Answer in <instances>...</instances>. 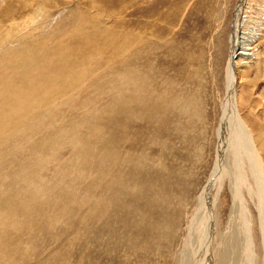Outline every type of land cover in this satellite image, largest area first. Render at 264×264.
Here are the masks:
<instances>
[{
  "label": "rangeland",
  "instance_id": "1",
  "mask_svg": "<svg viewBox=\"0 0 264 264\" xmlns=\"http://www.w3.org/2000/svg\"><path fill=\"white\" fill-rule=\"evenodd\" d=\"M239 2L19 0L17 3V0H0V35L7 32L4 27H11V21L21 16L19 11L24 14L19 19L26 20L23 24L18 23V29L14 31L20 35L31 29L32 26L26 25L28 22L34 25L38 21L42 24L44 12L45 15L48 12V22L33 35L36 42L45 41L41 51L43 58L48 56L50 50L59 49L66 39H72L71 50L78 56L81 53L92 54V59L81 65L79 73L73 77L76 79L85 74L86 78L77 81L82 87L57 102L54 112L46 115L47 122L34 123L47 113V103L44 109L34 111L30 116L29 120L34 116L28 124L33 130L30 132L27 126L24 132H28H23L26 138L19 140L22 153L11 159L12 153L2 147L5 143H0V158L4 160L0 161V203L5 200L10 205L13 189L7 186L20 179L25 187V196L34 198L37 194L35 190L53 196L51 204L57 209L55 220L46 227L44 231L47 233L43 236L24 241L14 239L12 235L1 243L0 264H20L29 255L33 256L32 260L25 264H236L243 260L240 246L238 250L235 249L237 252L230 253L231 248L225 249L220 236L221 233L230 232V227L233 229L230 219L233 195L243 192L252 223L255 251L264 255L260 215L251 201L253 192L246 190L245 183L239 179L241 177L233 175L230 168L227 174L220 176V182L214 185L210 193L207 213L210 214L215 204L216 216L213 214V218H207L200 210L203 189L217 163V132L227 95V71L233 50L231 38ZM38 11L41 13L37 18ZM81 19H96L97 24L86 34L76 36L74 30H77ZM239 20L240 48L237 47L239 53L235 59L239 77L238 113L241 127L264 167V0H246ZM97 32L106 33L107 37H100L102 33ZM140 33L145 35V40L135 46ZM51 41L55 42L56 48L51 47ZM22 45L28 46L29 43ZM140 47L143 49L136 51ZM7 50L0 49L2 52ZM242 51L251 56L245 57ZM124 97L128 100L125 106ZM162 111L165 113L162 114ZM74 125L82 126L77 130L91 139V146L110 142L114 145L112 158L120 173L116 179H128L132 194L140 191L142 195L148 187L151 188L158 211L151 212L160 217L157 225L151 222L149 215L140 221L136 210H131L129 215L118 216L112 212V218L98 215L89 224L81 225V203L97 196L100 201L95 204L97 210L101 209L100 188H106L107 183L108 188L113 187L111 174L116 171L108 168V178L101 179L106 167L100 160L99 152L87 159L74 154L70 138ZM55 134L65 136L58 153L41 154L33 150L39 138ZM97 136H101V141ZM130 140L133 143L128 144ZM22 160L25 167L20 176L16 167ZM83 163L86 166L82 169ZM132 165L140 168L135 171L130 167ZM99 173L102 174L99 176ZM124 173L133 174L135 178L131 180ZM162 174L166 177H162ZM170 181L175 184L172 185ZM90 183L93 191L87 195L85 189ZM158 183L161 187L167 184V189L164 186L163 190ZM252 185L255 187L254 182ZM183 188L185 191H182ZM63 190L65 193L71 192L75 202L72 201L76 204L68 214L67 204L61 198L66 196ZM56 192L63 196H57ZM168 197L171 199L169 202ZM122 200L129 203L130 192H124ZM32 202L34 211L29 217L37 215L35 208L38 203L34 199ZM142 204L146 208V204ZM175 216L176 220L171 221ZM22 218V214L12 218L17 221L11 225L17 229L16 232L27 228L26 223L21 221L20 224L18 221ZM200 223L203 224L201 227ZM236 225L234 228L238 227ZM206 226H209L208 229ZM210 228H215V232L208 253L204 254L207 249L204 247L208 243L204 236L210 232ZM225 238H228L227 235ZM128 244H131L130 248Z\"/></svg>",
  "mask_w": 264,
  "mask_h": 264
},
{
  "label": "bare ground",
  "instance_id": "2",
  "mask_svg": "<svg viewBox=\"0 0 264 264\" xmlns=\"http://www.w3.org/2000/svg\"><path fill=\"white\" fill-rule=\"evenodd\" d=\"M104 2L105 1H103V3ZM17 3H19V0H17ZM245 4H246V0H240L239 6L237 9V13H238L237 20L235 22L234 30H233L232 38H231L233 50H232L231 59H230L229 65H228V71H227V75H228L227 95H226L225 100L223 101L222 115H221V117H222L221 118V126L219 127V130L217 132V147H216V149H217V153H216L217 154V163L215 166V170L211 176V179L209 180L207 186L203 189L202 204H200L202 206H201L200 210H201V212H203V214L206 215L207 218L209 216H211V218H213V214L216 216V214L214 212L215 211V204H213V207L211 209L210 214L207 213L210 193H211V190L214 187V185L217 182H220V176L223 173L227 174L229 172V170L227 172V169L230 168L231 169L230 171H231V173H233V175H239L241 177V178H239V177H237V178L243 180V183H245L244 185L246 187V190L248 192L249 191L253 192L251 201H252V203L254 202L255 208L259 212L262 231H263V235H264V172H263L264 167L262 165L261 158H260L259 154L257 153L255 147H253L251 141L245 135V131L241 127V121L239 118L240 114L238 113L239 110H238V106H237V97H238L237 83H238L239 77H238V66H237L235 59L237 57V54L239 53L237 51V47L240 48L239 42H238V37H239L238 33L240 32L239 31L240 30L239 29L240 28V20L239 19L241 17V14L243 13V9H244ZM101 10H103V9H101ZM19 13L21 15L20 17H24L23 13H21L20 11H19ZM40 13H41V11L37 12V16H36L37 18H38ZM48 15H49L48 12H46V15L44 12L43 17H45V19L42 21V24L39 23L38 21L34 25L30 24L28 22L26 25L32 26L31 29L29 28L30 29L29 31H27L25 34H21V35L14 33V31H16L18 29V23L21 22L23 24V22L26 20L24 18L20 20L19 19L20 17L13 19L11 21V27H4V30L7 32L0 35V49L1 48L2 49L3 48L8 49L5 52L0 51V143H5L2 147L6 148L10 153H12L11 159L16 157L17 154L23 152L22 143H20L19 140H20V138H26L24 136V133H27L28 131L27 132H24V131L26 130L27 126H28V128L31 126V125L29 126L28 124L34 118V116H33L29 120V118L33 114V112L34 111L38 112V111L44 109V104L47 103V105H48L47 113L45 115H41V117H39V119H37V121H35L34 123L38 124L41 122H47L46 121V119H47L46 115L54 112L55 104L57 102L63 100L65 97H67L68 95H70L71 93L76 91L77 89L82 87L80 84L77 83V81H81L84 78H86L85 74H83L81 77H77L76 79H73V77L79 73L78 68L81 65L87 63L88 61H90L92 59L91 53H86V54L81 53V56H78L77 53H74V51L71 50L72 39H66L65 41H63V43H62L61 47H59V49L50 50V52L48 53V56L43 58L41 56V51L43 48L42 45L45 44V41H41V43L36 42V39L33 37V35L35 33H37L38 29H40L41 27H44L46 25V23L48 22V18H47ZM96 24H97L96 19H91L89 21H84L83 19H81L78 21L77 30H74L75 32L74 31L73 32L76 36H78L79 34H86L89 30L94 29L96 27ZM24 28H25V26H24ZM97 33H102V32H97ZM106 35H107L106 33H102L100 37H107ZM25 38H27V39H25ZM117 38H119V37H117ZM106 40L109 41V38H106ZM144 40H145V35L143 33H140L137 37V41H135V46H138L140 43L144 42ZM49 41H50V38H49ZM124 41H125V39H124ZM25 43H29V45L28 46L22 45ZM52 43H53V41H51V44H50L51 47L56 48L55 42L53 44ZM19 49H24V51H19ZM140 49H143V47L137 48L136 51L140 50ZM242 50H244V49H242ZM31 52H35V54L31 53ZM241 53L245 57L251 56V54L245 53L243 51ZM36 58H38L39 61H37ZM127 101H128L127 98L124 97L123 106L126 105ZM149 105L150 104H148V106ZM152 105H153V103H152ZM157 109L159 110L160 108H157ZM155 111H156V108H155ZM160 112L161 111H159L158 114H160ZM164 113L165 112L162 111V114H164ZM151 118L152 117H150V120H151ZM163 118H165V117L163 116ZM162 119H161V121H162ZM33 126H35V125H33ZM51 127L52 126H50V128ZM74 127L75 128L70 131L71 149L74 152V154L77 157L80 156L81 159H84V158L87 159L90 156H94L96 153L99 152L101 155L100 160H103V162H104L103 166L106 167V171H105L103 176L101 175V177H102L101 179L108 178V175L106 173L108 168L116 171V173L111 174V177L113 178L112 183H111L113 187L111 189L108 188V183H107L106 188L102 187L103 184L101 185V187H102V188H100V190L102 189V191H101L102 192V194H101L102 208L101 209L97 210V207L95 204L96 202L100 201V198L97 196H94L92 199L87 198L85 200V202L81 203V206H80L81 225H83L84 223H87V222L89 224V222L91 220L92 221L95 220L98 215H103L105 217L112 218L113 217L112 212L113 213L116 212V215L118 216V214L129 215L132 213V211L134 212V210H136V212L138 213L140 221L141 220L144 221L145 218H148V215H149L150 216L149 218H151V222L154 225H157L160 221V217L156 216L155 214L153 215V213H156L157 209H155L156 208V204L154 202L155 196L153 197V192L151 194V188L148 187L146 189L145 193H143L142 195H141L140 191L132 194L130 191V187H129L130 181L128 179H124V178L116 179V177L119 176L120 173H119V168H115V161L112 158L114 155V152H115V149L113 148L114 145L112 146L111 142L100 144V145H98V143H96V144H92V146L96 148V149H94L90 144L91 139H89L86 134H83L77 130L78 128H82V126L81 125H74ZM28 128H27V130H28ZM30 129H31L30 132H32L33 127H30ZM54 130H56V129H54ZM150 131H151V129H150ZM46 132H47V130H46ZM159 132H160V130H159ZM163 134H164V132H163ZM162 135L160 137H163ZM64 138H65V136H63L62 134H55V135H50L46 138H43V137L39 138L38 144L33 150H36L37 152H39L41 154H56L59 152L60 145H61ZM96 138H100V141H101V136H97ZM141 139H143V137ZM75 140H76V143H74ZM110 140H112V138H110ZM131 142L133 143V141L130 140V142L128 144H130ZM129 150H131V149H129ZM136 150L138 151L137 148H136ZM132 152H134V151H132ZM116 155H118V152H116ZM118 157H119V155H118ZM120 160H121V157H120ZM0 161L4 162V160L2 158H0ZM128 161H130V160H128ZM134 161H135V158H134ZM87 164H89V161ZM84 166H86L85 163H83L82 169ZM119 166H120V164H119ZM24 167H25V165H24L23 160L16 167L20 176L23 173ZM130 167L135 171L140 168L137 165H132ZM141 168H143V167H141ZM9 170H11V169H9ZM68 171H69V169H68ZM130 171H132V170H130ZM141 171H143V170H141ZM69 172H68V174H69ZM144 172H145V170H144ZM144 172H141V173H144ZM132 173H133V171H132ZM100 174H102V173H99V176H100ZM124 174L128 175L131 180H133L135 178V176L133 174L132 175H130V173L129 174L124 173ZM162 175H161L162 177H166V176H164V174H162ZM97 176H98V174L96 175V177ZM159 177H160V175H159ZM230 177H231V175H230ZM250 177L253 180H251ZM152 178H154V176ZM167 178H169V177H167ZM158 181H160V180H158ZM165 181H163V182H165ZM173 181H175V180L173 179ZM250 181H253L255 183V187L257 190H255V187H253V185H252L253 182L251 184ZM151 182H152V180H151ZM237 182H239V181H237ZM159 183H162V182L160 181ZM171 183H172V185H173V183L175 184V182H171ZM136 184H137V182H136ZM232 184H235V183H232ZM88 185H89L88 189H85L87 195L93 191L91 183ZM166 185H164V186L166 187ZM164 186H162V187H164ZM71 187H72V185H71ZM159 187H161V185ZM7 188L13 189V195H12L11 200H10V205L5 200H3L0 203V210L2 211V212L0 211V244L9 240L12 237V235H13L14 239H19V240L21 239L24 241L27 239L26 241H30L32 239V237L38 238V237L43 236L45 233H47L44 230L46 229V227H49L48 225L50 224V222L55 220V217L57 214V209L52 207V204H51V198L53 196L43 195L44 193H40L37 190H35L34 193H37V194H35L36 196H33L34 198H32V199H34V201H36L38 203V205L35 208L37 211V215H35L34 217H29V214H31L34 211L33 202L29 196H27V195L25 196V187H24L23 183L20 181V179L16 180L14 183L9 184L7 186ZM157 188H158V186H157ZM161 188L159 190H161ZM165 189H167V187ZM165 189H163V190H165ZM72 190H74V188ZM57 191H59V190H57ZM126 191L130 192V194H131V200L129 203L122 200V195ZM172 191H173V189H172ZM182 191H185V189ZM9 192L12 193L11 190H9ZM48 192H50V190H48ZM69 192L67 191V193H69ZM63 193H65V191ZM67 193H65L66 196L64 195L65 196L64 198L63 197H61V198L64 199L66 204H67L66 213L68 214V213H70L72 207L75 206L76 204H74V202H75L74 197H73V199L71 198V195H70L71 192L69 194H67ZM243 193L242 194L241 193L240 194L234 193V195H233V209H232V215H230L231 216L230 219L233 221V224H232L233 229H232V227H230L231 228L230 232L226 231L224 234L221 233L220 240H221V242H223L225 249H227V247L231 248V250L233 252L231 251L230 253L237 252V251H235V249L238 250L237 248L240 246L239 248L241 251H239V252H240L241 256L243 257V260L239 259L240 260V261H238L239 263L236 262V264H250L251 261H253L255 264H264V255H262V254L259 255L255 251V247H254V243H253V237H252V229H251L252 223H251L250 215L248 212V208L246 207L247 202L244 199V197L242 196ZM56 194H57V196H61V195L63 196V194H61L60 192H56ZM164 198H166V197H164ZM167 199L169 202L172 199V196H171V199L169 197ZM161 201H163V200H161ZM142 203L146 204V208H143V206H141ZM200 203H201V201H200ZM151 210L153 211V213L151 212ZM167 212H166V214H167ZM24 213L26 214V216ZM177 213H178V211H177ZM18 214L23 215V218L18 220V221H20V224H21V221H23V223H26L27 228L23 231L21 230L19 232H16L17 229L15 230V228H13L11 225L13 223L17 222V221H14L12 218ZM240 214H242V215L240 216ZM196 215H200V214H196ZM169 216H171V215H169ZM176 216H177V214H176ZM176 216L170 220L175 221L177 218ZM34 218H36V219L34 220ZM196 218H197V216H196ZM25 220H27V221H25ZM234 220H235V222H234ZM212 221H213V223L215 222V220H212ZM236 221L242 222V223H240L239 225L238 224L236 225V223H237ZM202 223H200V227L203 225ZM234 225H236L238 227L234 228ZM197 226H199V225H197ZM208 227L206 226L207 229H208ZM174 229H175V227H174ZM212 229L213 228H210V232L206 233L205 234L206 236H204V237H206V241L208 242L207 244L205 242L207 247H204V248H207V249H206L204 254L208 253V250H209V247H210V244L212 241L213 233L215 232V228L213 229L214 231ZM158 230H160V229H158ZM211 230L213 232H211ZM14 231H15V233H14ZM226 235L228 238H225ZM36 242H37V240H36ZM35 245H37V244H35ZM129 246H131V244H128V247ZM231 246L234 247V249ZM34 248H36V247H34ZM262 248H263V252H264V240H263V247ZM33 253L37 254L38 252H33ZM202 253H203V251H202ZM227 253H229V252H227ZM227 253H225V254H227ZM198 256H200V254ZM32 257H33L32 255L24 257L20 261V264H25L26 262H28L29 259L32 260ZM252 258L254 260H252ZM224 261L226 263V258ZM253 262H252V264H253ZM232 263H233V261H232ZM222 264H224V263H222Z\"/></svg>",
  "mask_w": 264,
  "mask_h": 264
}]
</instances>
